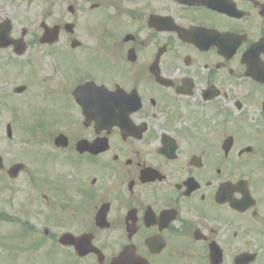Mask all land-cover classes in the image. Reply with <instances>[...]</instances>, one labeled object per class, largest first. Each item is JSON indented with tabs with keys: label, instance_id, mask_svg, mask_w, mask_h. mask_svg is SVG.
Masks as SVG:
<instances>
[{
	"label": "flooded vegetation",
	"instance_id": "1",
	"mask_svg": "<svg viewBox=\"0 0 264 264\" xmlns=\"http://www.w3.org/2000/svg\"><path fill=\"white\" fill-rule=\"evenodd\" d=\"M67 4L0 0V61L61 90V264H264V0Z\"/></svg>",
	"mask_w": 264,
	"mask_h": 264
},
{
	"label": "rangeland",
	"instance_id": "2",
	"mask_svg": "<svg viewBox=\"0 0 264 264\" xmlns=\"http://www.w3.org/2000/svg\"><path fill=\"white\" fill-rule=\"evenodd\" d=\"M64 3L66 2L61 0V12ZM21 15H16L19 22L14 25L17 27L24 23ZM42 61L45 64L43 68L50 67L48 60L43 58ZM14 69L16 74L9 75L6 69L0 72V156L3 158L5 169L14 162H23L25 170L15 180H10L5 172H0V189L4 188L0 192V209L5 208L8 216L13 218L21 220L27 217L33 226L42 227L45 224L51 234L57 236L61 233V200L56 191L57 181L61 177V153L54 148L52 138L61 132V118L58 117L61 113V90L54 95L46 93L44 81L49 79V76L42 78L41 74L32 79V89L28 90L27 86L22 94L17 95L13 92L14 87L26 83L29 85L30 78L27 70L22 71L15 66ZM48 96L52 100L48 99ZM55 114L59 121L45 133L40 131L35 137L26 131L33 120L50 126L51 116ZM7 123H10L12 128L10 139L5 134ZM53 150L54 155L50 156ZM45 157L50 159L46 160ZM33 176L34 182L30 184L29 177ZM4 186H9L14 191L13 201L9 202L12 196ZM29 199L32 204L22 206ZM18 229L20 230L18 223L0 219V264H61V246L55 239L46 238L44 246L40 249H30V252L24 249L17 251L20 249L16 248H28V245L30 247L34 238L32 235L27 237L26 241V234H18ZM13 234H17L19 238L11 237ZM39 236L35 235V238ZM3 246L11 248L6 249Z\"/></svg>",
	"mask_w": 264,
	"mask_h": 264
},
{
	"label": "water",
	"instance_id": "3",
	"mask_svg": "<svg viewBox=\"0 0 264 264\" xmlns=\"http://www.w3.org/2000/svg\"><path fill=\"white\" fill-rule=\"evenodd\" d=\"M24 89V87H20V88H17L16 91L17 92H20ZM7 133L8 135L10 136V128L8 126V129H7ZM55 144L57 146L61 145V135H59L57 138H55ZM22 165L21 164H16L14 165L13 167H11V169L9 170V174L13 177L16 175V173L22 169ZM0 168H1V159H0ZM45 233L47 234V230H45ZM59 243H61V237L58 239Z\"/></svg>",
	"mask_w": 264,
	"mask_h": 264
}]
</instances>
